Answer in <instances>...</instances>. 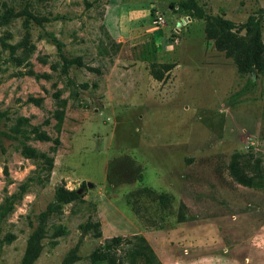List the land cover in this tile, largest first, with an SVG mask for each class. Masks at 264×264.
Here are the masks:
<instances>
[{"label": "rangeland", "instance_id": "obj_1", "mask_svg": "<svg viewBox=\"0 0 264 264\" xmlns=\"http://www.w3.org/2000/svg\"><path fill=\"white\" fill-rule=\"evenodd\" d=\"M10 8L0 23V110L59 144L52 152L54 140L29 141L54 155V168L4 220L2 236L13 238L0 264H22L61 184L81 197L54 214L33 264H65L72 253L73 264H94L117 236L115 264H132L138 235L162 264H264V186L239 184L228 168L239 152L264 175V73H240L205 32L210 14L237 27L256 16L264 40V0H0V19ZM158 14L165 24L156 27ZM56 41L74 61L67 72ZM165 63L158 80L151 69ZM5 146L0 203L36 168L19 141ZM92 222L101 235L85 228Z\"/></svg>", "mask_w": 264, "mask_h": 264}, {"label": "trees", "instance_id": "obj_2", "mask_svg": "<svg viewBox=\"0 0 264 264\" xmlns=\"http://www.w3.org/2000/svg\"><path fill=\"white\" fill-rule=\"evenodd\" d=\"M183 6H185V4H183ZM12 16H14V9L10 8L2 15L0 23L7 22ZM262 29L263 21L256 16L249 17L240 27H237L232 20L222 15L210 14L206 16V36L214 40L218 50L225 52L228 57L234 60L239 72L242 74L253 72L264 73V40ZM56 42L59 52L66 62L64 72H67L68 67L72 65L74 61L65 57L62 44L59 41ZM28 44V40L25 39V55H27V52L30 50ZM162 67V70L155 69V66L151 69L152 75L158 80L163 79L164 73L172 68V64L165 63ZM31 74L37 77L42 75L48 76V74H39L34 71H31ZM60 94V91H57L55 96L59 100V103L64 105L66 101L60 99ZM28 100L41 106L44 99L43 97L30 96ZM64 113V109H57L55 111V116L58 119L59 125H61L63 121ZM11 121L12 119L7 115V112L0 110V155L6 151V140H17L21 145L22 154L27 158L33 159L36 168L33 170V175H30L20 183L18 191L9 193L8 187L6 186L5 188V196L0 203V254L6 242L5 240L10 242L13 238L12 234L2 236V224L4 220L14 211L17 202L21 200L24 192L31 186L32 182H43L44 180L50 179L55 161L54 155H52L51 152L39 150L29 143L31 139L53 141L54 139L46 130L40 125L32 124L30 119L25 116H18L15 121L10 123ZM54 141L56 146L52 148V152H56L57 145L59 144V139H55ZM228 168L230 175L239 184L254 188H261L264 186V175L261 170L260 160L254 164L246 155L236 152L232 155ZM5 174L9 184L11 177L7 166L5 167ZM80 197L81 194L78 190L69 189L65 184H61L57 187L55 191V200L40 214L39 225L29 238L27 251L24 255L22 264H33L39 256L41 240L45 236L48 224L54 214L62 212L64 204L75 201ZM99 226V222H92L87 223L85 228L87 230H94L98 235H101L102 232ZM121 240V237H113L112 243L120 244ZM112 243L106 245L108 249L96 257L94 264H100L104 260H108L110 264L116 263V259L111 255ZM134 243V248L128 253L132 264H137L139 258L142 259L141 264H162L145 236H136V241ZM75 260L76 254L72 253L65 261V264H73ZM123 262L120 264H123Z\"/></svg>", "mask_w": 264, "mask_h": 264}, {"label": "built area", "instance_id": "obj_3", "mask_svg": "<svg viewBox=\"0 0 264 264\" xmlns=\"http://www.w3.org/2000/svg\"><path fill=\"white\" fill-rule=\"evenodd\" d=\"M154 24L156 27H159V26L165 24V19H164L163 15H161V14L156 15V17L154 19Z\"/></svg>", "mask_w": 264, "mask_h": 264}, {"label": "water", "instance_id": "obj_4", "mask_svg": "<svg viewBox=\"0 0 264 264\" xmlns=\"http://www.w3.org/2000/svg\"><path fill=\"white\" fill-rule=\"evenodd\" d=\"M91 184V183H90Z\"/></svg>", "mask_w": 264, "mask_h": 264}]
</instances>
